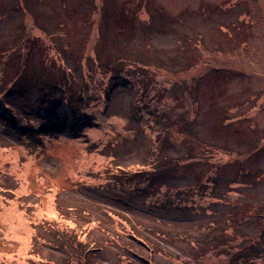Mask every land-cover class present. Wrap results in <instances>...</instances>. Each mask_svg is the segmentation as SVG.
I'll return each instance as SVG.
<instances>
[{"label": "rangeland", "instance_id": "1", "mask_svg": "<svg viewBox=\"0 0 264 264\" xmlns=\"http://www.w3.org/2000/svg\"><path fill=\"white\" fill-rule=\"evenodd\" d=\"M0 264H264V0H0Z\"/></svg>", "mask_w": 264, "mask_h": 264}, {"label": "trees", "instance_id": "2", "mask_svg": "<svg viewBox=\"0 0 264 264\" xmlns=\"http://www.w3.org/2000/svg\"><path fill=\"white\" fill-rule=\"evenodd\" d=\"M235 3H236V2H234L233 4H235ZM130 63H135V61H132V60H131ZM137 63H138V62H137ZM144 66H145V65H144ZM132 67H133V66H132ZM108 68H113V67H112V65H109V64H108ZM133 71H134V70H133ZM136 74L139 75V72L136 71ZM143 81H144V82H147V79L144 78V79L142 80V82L139 81V82H140V87H141V89H143V87H144V83H143ZM146 86H147V87H150L148 83L146 84ZM58 87L60 88V86H58ZM58 101H59V100H58ZM65 103L69 104L68 100H67V102L65 101ZM56 109H57V108H54V111H55ZM54 117H55V116H54ZM50 127H52V128L54 127V128H56V129H58V130H60V131H62V132L65 130V125H64L63 121H61V120H59V119H58V120L56 119L55 121H53V122L51 123V126H50ZM37 131H40V130H37ZM159 143H161V142H159ZM159 147H161V146H159ZM159 155H160V151H159ZM162 164H163V165H174L173 162H164V161H160V160H159V161H158V164L156 165V166H158V170L161 169V167H163ZM160 165H161V166H160ZM153 166H154V165H153ZM153 170H154V169H153ZM147 181H148V180H147ZM191 197H192V196H191ZM64 240L67 241V238L65 237ZM61 242H63V240H62ZM46 262H47V261H46Z\"/></svg>", "mask_w": 264, "mask_h": 264}]
</instances>
